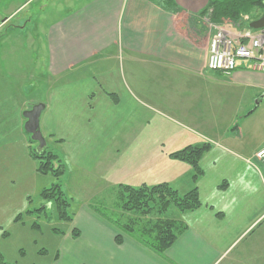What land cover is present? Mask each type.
<instances>
[{
	"label": "crops",
	"instance_id": "obj_1",
	"mask_svg": "<svg viewBox=\"0 0 264 264\" xmlns=\"http://www.w3.org/2000/svg\"><path fill=\"white\" fill-rule=\"evenodd\" d=\"M30 1L0 0V28ZM50 1L41 2L37 15H54L44 38L50 86L40 129L46 114L47 131L61 133L69 159L74 150L100 151L102 139L75 142L69 136L72 122L96 106L113 111L124 103L116 119L128 126L113 128L106 139L113 155L102 159L109 167L104 183H168L180 193L195 186L201 203L177 215L186 229L162 255L127 236L117 243V230L83 208L72 221L78 236L66 238L72 259L52 264H264V161L255 157L264 146L256 117L264 73L251 71L247 62L229 75L207 70L212 34L199 27V14L210 0H60L58 10L49 11ZM129 87L140 92L142 105ZM18 117L22 145L28 138ZM52 120L61 132H53ZM203 144L210 148L199 161L203 176L193 184L189 165L170 154ZM5 214L1 192L0 223Z\"/></svg>",
	"mask_w": 264,
	"mask_h": 264
},
{
	"label": "rangeland",
	"instance_id": "obj_2",
	"mask_svg": "<svg viewBox=\"0 0 264 264\" xmlns=\"http://www.w3.org/2000/svg\"><path fill=\"white\" fill-rule=\"evenodd\" d=\"M44 1L28 2L20 10L17 18H13L6 27L0 28V193H4L6 210L4 220L0 223V226L3 225L2 233H6V236L0 240V254L6 263L11 264H52L54 259H72L69 253L71 245L67 246L66 238L74 231L72 225L74 216L83 208L90 209L103 220L105 219L95 211L96 209L108 217L113 216L114 212L111 208L115 197L111 189L114 186L104 183L108 180L109 167L102 159L113 155L108 146L110 142L107 141L112 134L111 130L127 125L126 120L116 119L118 112L127 108L124 103H120L113 111L96 106L94 112H81L82 116L72 122L75 127L69 130V136L75 142L86 137L89 139L87 141L92 140L95 143L102 139L103 148L100 151L74 150L72 153H67L71 155L69 159L64 153L60 140L58 141L62 136L61 133L52 136L47 131L46 114H43L41 116L43 128L40 131L46 141L44 149L58 155L63 165V173L53 177L36 171L37 164L28 156V148L31 146L34 149L37 146L29 144L28 140L26 144H18L21 140H18L17 127L18 115L22 116L31 105L45 104L49 91L44 38L54 15L45 13L43 17L37 18L41 11V2ZM50 3L49 11L53 9L57 11L55 6L61 2L53 0ZM55 13L57 12H53ZM199 15L203 24L199 27L206 26L205 33L208 36L207 33L210 35L217 30L237 35L251 22L260 19L264 13L258 8H253L239 15L234 21L224 19L218 22H212L208 18L210 14ZM129 88L133 89L132 94L135 97L141 98L140 92L133 87ZM261 96L262 103L256 112V117L257 125H260L264 132V93ZM78 105L81 109H85L84 103ZM134 108V115L140 116L138 106L134 104ZM75 109L77 111V105ZM50 113L53 118L52 112ZM119 121H125L124 125L122 126ZM51 127H54V133L61 132L56 120H52ZM99 127L101 131L106 129V132L101 134ZM25 137L28 138L27 135ZM64 137L69 138L67 135ZM4 145H7L6 148H1ZM94 163L97 166L94 167ZM54 185H58L64 193L69 204L65 208V213L72 217L71 221L60 220L55 204L45 203L39 197L42 190L50 189ZM12 207L14 210L11 209ZM42 207L43 211H36ZM27 211L32 213L26 214ZM18 214H21L22 218L15 223L12 218Z\"/></svg>",
	"mask_w": 264,
	"mask_h": 264
},
{
	"label": "trees",
	"instance_id": "obj_3",
	"mask_svg": "<svg viewBox=\"0 0 264 264\" xmlns=\"http://www.w3.org/2000/svg\"><path fill=\"white\" fill-rule=\"evenodd\" d=\"M253 8H258L264 13V0H210L201 15L210 14L208 18L212 22L224 19L234 21L239 18V15ZM27 136L29 144L37 146L30 140V136ZM29 147L28 155L36 162V171L39 174L58 177L63 173V165L60 163L58 155L46 149L38 150L37 147L34 149ZM209 148L208 144L188 146L181 151L170 154V156L189 165L191 168L190 180L195 184L203 176L199 161ZM111 192L115 197L114 205L111 208L115 218H112L113 216L108 217L97 209L95 211L117 230L118 234L115 241L120 243L122 237L127 236L135 239L139 244L157 255H162L171 247L186 229L185 225L178 220L177 215L192 212L201 206L198 190L195 186L187 192L180 193L168 183L154 186L141 185L140 187L117 185L111 189ZM39 197L45 203L53 202L55 204L60 220H72V217L65 213V208L69 204L58 185L42 190ZM43 210L42 207L36 211ZM31 213L30 211L26 212V214ZM21 218L22 215L18 214L14 218V222H19ZM4 234L6 233H3V237ZM72 236L77 237L78 233L72 231ZM0 264L11 263H6L0 254Z\"/></svg>",
	"mask_w": 264,
	"mask_h": 264
},
{
	"label": "built area",
	"instance_id": "obj_4",
	"mask_svg": "<svg viewBox=\"0 0 264 264\" xmlns=\"http://www.w3.org/2000/svg\"><path fill=\"white\" fill-rule=\"evenodd\" d=\"M238 62H247L251 71L264 73V28H246L237 35L222 30L212 33L207 70L229 75L237 68ZM255 157L264 161V146L255 153Z\"/></svg>",
	"mask_w": 264,
	"mask_h": 264
},
{
	"label": "water",
	"instance_id": "obj_5",
	"mask_svg": "<svg viewBox=\"0 0 264 264\" xmlns=\"http://www.w3.org/2000/svg\"><path fill=\"white\" fill-rule=\"evenodd\" d=\"M248 27L252 30L264 28V15L260 19L251 22ZM30 107L29 110L22 113V117L25 120L23 130L30 136V140L37 144V149L43 150L46 147V141L39 128V118L45 106L44 104H35Z\"/></svg>",
	"mask_w": 264,
	"mask_h": 264
}]
</instances>
